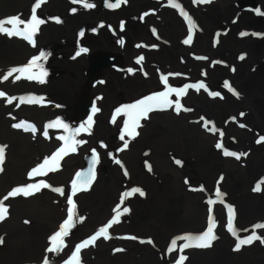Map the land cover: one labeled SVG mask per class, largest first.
<instances>
[{
	"label": "bare ground",
	"instance_id": "bare-ground-1",
	"mask_svg": "<svg viewBox=\"0 0 264 264\" xmlns=\"http://www.w3.org/2000/svg\"><path fill=\"white\" fill-rule=\"evenodd\" d=\"M87 2L95 6L89 9L81 4L84 12L65 23L46 31L39 27L35 46L18 35L0 33V92L8 91L0 97V146L5 147V162L0 163V200L9 207L8 219L0 222V262L74 264L76 259L70 257L69 251L59 255L60 248L48 251L53 246L48 240L59 229L53 224L67 218L66 209L58 210L56 200L40 190L7 200L4 197L14 188L40 186L46 179L68 182L67 175L73 173L70 170L85 165L82 154L77 156L75 152L95 149L98 162L88 167L94 179L86 185L88 191L77 192L75 217H83L78 231L88 226L86 221H94L97 224L88 229L96 233L116 215L118 205L120 211L124 207L129 211L109 228V239L98 238L88 254L86 247L81 250L78 264H176L181 255L187 257L183 264H264V243L260 240L234 250L237 237L244 239L252 235L256 224H264V141L257 143L264 137V15H257V9L264 13V0H209L203 5L194 0H173L182 9L187 6L194 22L188 44L184 43L189 35L188 22L169 0H126L117 13L109 16L110 24L120 21L119 25H124L114 42L107 36L86 33L74 41L86 48L83 41L92 38L93 50L108 46L107 50L118 51L120 63L131 57L133 49L134 55L151 61L131 67L129 63L127 68L105 60L107 50L105 54L94 50L76 56L78 50L72 48L73 52L66 53L72 46L65 40L67 35L74 34L75 27L87 25L94 15L106 12L105 0ZM35 3L36 0H0V20H7L8 15L30 19L27 15H32ZM64 5L63 0H45L37 16L56 10L48 14L49 18L60 19L68 14ZM80 21L86 24L75 25ZM107 24L103 18L98 26L106 29ZM122 38L127 40L122 50L115 48ZM129 40L138 43L130 49ZM144 42L154 46L140 44ZM41 51L47 54V59L39 62L47 72L45 77L27 78L38 73V69H32L20 80L15 79L20 73L3 79L16 65L26 66ZM196 62L208 69L205 71L209 78L204 72L191 70ZM40 78L45 82L40 83ZM225 82L238 95L225 87ZM201 83L206 88L187 87L179 97L175 91L169 92ZM165 92L171 105L154 104L147 118L138 110L126 108ZM28 97L42 98V102H20V98ZM11 98L19 103L15 99L8 103ZM177 99L182 106L179 112ZM94 103L99 111L91 114V129L73 138V130L87 121ZM24 118L34 120L38 131L25 134V130L12 126L30 121ZM57 119L68 129L48 128L45 136L46 125ZM122 132L127 148L120 138ZM68 136L70 141L84 143L75 145L76 162L67 168ZM218 143L221 148L216 147ZM61 148L67 154L62 155L64 159L60 158L58 165L50 162L42 170L45 174L29 177L33 168ZM226 151L240 158L225 155ZM29 165L32 167L28 169ZM257 184L261 190L253 191ZM134 188L141 189L144 195L125 196L121 204V197ZM217 189L222 196L217 197ZM209 200L215 203L210 205ZM210 207L217 238L211 247H189L181 253L179 246L185 241L177 238L206 231ZM230 215L237 236L228 230ZM75 217L73 226L78 220ZM255 231L264 238V228ZM173 239H177V248L169 252Z\"/></svg>",
	"mask_w": 264,
	"mask_h": 264
},
{
	"label": "snow or ice",
	"instance_id": "snow-or-ice-1",
	"mask_svg": "<svg viewBox=\"0 0 264 264\" xmlns=\"http://www.w3.org/2000/svg\"><path fill=\"white\" fill-rule=\"evenodd\" d=\"M45 2V0H36V3L34 4L33 8H32V15L30 20H28L27 22L21 20L19 17H11L7 20H0V33H5L9 36H14V35H18L21 38L27 40L29 43L33 44V46H35V35L36 33L39 31V27L40 25H42L45 21L40 19L37 16V9L41 7V5ZM126 0H115V3H110L109 0H105V6L110 8V9H116L118 7H120V5L122 3H125ZM194 2L197 3H208L209 0H194ZM73 3H82L83 6L85 8H93L95 5L92 3L87 2V0H73ZM169 4L177 9H180L181 15L184 16L185 20L188 22L189 25V35L188 38L184 40L185 44H188L191 42L192 40V31L195 27L194 22L191 20V18L189 17L187 12H184L183 9L181 8V6L178 3H174L173 0H169ZM73 12H75V9H73ZM257 14H262L264 15V13H261L259 9H257ZM57 23H59V19L57 18L56 20ZM6 25H10L11 27H6ZM21 25H23V27H21ZM123 23H121V29L123 30ZM81 36L83 35V32H81L80 34ZM241 35H246V33H241ZM119 43H121V45H123L124 41L121 39L119 41ZM139 47V45H138ZM87 49L81 47L79 49V51L76 53V56H79L81 53L86 52ZM47 59V54L43 51H41L39 53L38 56L33 57L26 66L24 67H20V68H12L10 71H8L7 75H5L3 77L4 80H8L9 77H11L14 73H20V75H17L15 77L16 80H20L22 75L26 72L31 71L32 69H38V73H35L34 76H29L27 78L32 79L36 76L38 77H45L47 75V72L44 70L43 65L41 63H39L42 60H46ZM241 59H243V57H241ZM143 60V57H139L137 59V63L139 64L141 61ZM129 72H132V69L128 70ZM163 80H166V77H162ZM40 83H44V79L40 78L39 79ZM187 87H195L197 89H201V88H206V86L201 83L198 85H188L185 86V88L176 90V89H169V92L175 91L177 93V96H182L185 93V90ZM225 87H228L229 90L233 91V94L238 95V93H236L233 89H231V86L225 82ZM5 95V93L0 92V97H3ZM213 95H218V93H213ZM15 98H11L8 100V103H12V100ZM20 102L24 103V102H28V103H37V102H42V98H40L39 100L36 97H28L27 99L25 98H20ZM171 101L168 100V93H159L155 96H149L143 100H140L138 102H136L135 104L132 105H128L126 106L127 109H133V110H138L140 115L146 116L148 112L153 110V105L155 104L156 106H170L171 105ZM176 105V110L179 112L181 109V104L179 99L176 100L175 102ZM99 111V109L96 107L95 103L93 104L92 107V112L93 114L95 112ZM121 111L120 109H117V112ZM243 115V114H241ZM92 122H93V116L89 115L87 121L84 124H81L79 128L74 129L72 132V136L73 138L75 137L76 134H78L80 131H89L92 127ZM135 126H138V123L136 121L133 122ZM14 128L20 129L23 128L25 131L28 130H32L33 132H35V128L33 125L31 124H27L24 121H21L19 123L13 124L12 125ZM56 126H61L65 129H68V125L63 124L62 121H60L59 119L52 121L51 123H49L48 125H46L45 128V132L44 135L47 136V129L48 128H52V127H56ZM243 126V125H242ZM127 127V125H126ZM121 140L124 141V147L127 148L128 145V141L125 140V135L124 132H122L121 134ZM61 139H67L64 137H61ZM261 141H264V137H261L260 140L257 141V143H260ZM84 143V141H80V140H74L73 139V144L71 146V150L75 151V145L76 144H82ZM217 148H221L222 145L221 144H217L216 145ZM4 153H5V148L3 146H0V163L3 162L4 159ZM66 150L65 148H61L59 149L56 153H54L51 157L49 158H45L44 162L39 164L36 168H33L29 173V177H32L33 174H45L43 173V169L49 165V163L51 162L53 165H58V161L60 158H62V155H65ZM225 155L228 156H232L235 155L237 159H239L240 157L232 152H225ZM98 162V155L95 149H92V156H91V164L94 167L95 164ZM116 163H120L119 160L116 161ZM177 163L179 164L180 161H177ZM54 170V169H51ZM84 173L82 172H77L76 173V178L77 179H73L72 181V194L68 195L67 197V202H68V216L67 218L60 224L59 226V230L57 232H55V234L53 236L50 237V242L52 243V247H50L48 249L49 252H53V251H58L59 248L62 246L63 244V238L69 235V230L71 229V227L73 226V222H74V217H75V203L73 200V196L75 195V192L77 190V181L79 178L84 177ZM125 175H127V173H125ZM91 179H94V172H92V169H89V176L80 180L81 184H90L91 183ZM264 183V182H262ZM40 186L42 187H48V185L46 183H44L43 181L40 182ZM40 186L37 185H28L26 188L25 187H17L12 189L7 196L4 197V200H7L9 197H14L16 195H19L21 193H23L24 195H31L33 194V191H39L40 190ZM261 190V185L257 184L253 191H260ZM53 191L59 192L61 194H63V189L61 188H54ZM133 193H139L141 196L144 195L143 191L139 188H134L131 190V192L125 193L122 197H121V204H123L124 201V197L125 196H131ZM216 195L217 197L222 196V193H220L219 189H217L216 191ZM222 202V201H221ZM215 203V201L209 200V204H213ZM120 206H117V210H116V215H114L112 217V219L103 227H101L94 235H92L89 239L84 240L82 243L77 244L75 251L73 252V257L76 258L74 264H78V256L80 251L85 248L88 247L92 244H94V242L100 238L103 237L104 239H109L110 236L108 234V230L109 228L112 227L113 224L118 223L119 222V217L121 215H123L124 213H127L129 211V209L127 207H124L122 211L119 210ZM7 207L4 205V201L0 200V220L5 219L6 215H7ZM230 213H233L234 215V210H232L231 208L229 209ZM212 209L211 207L209 208V226L207 228L206 231H204L202 234L197 235V236H192V235H185V236H181L178 237L177 239L183 240L185 241V243L181 244L179 246V251L182 253L184 251V249L189 248V247H199V248H207V247H211L212 242L217 238L216 235L214 234V224L212 222L213 218H212ZM233 215L229 216V220H228V230L232 233L233 236H237L236 230L233 227ZM76 219L82 221L83 217H75ZM264 228V224H256L254 226V230L252 232V235L244 238V239H240L239 237H237V243L235 245L234 250L238 251L240 250V248L243 245H248L251 244L254 240H260L261 243H264V238L260 237L259 235H257L255 229H261ZM130 239H135V237H128ZM177 239H173L171 241V244L168 248L169 252H172L174 250H176L177 248ZM148 243H151V241L149 240ZM116 251H121V249H116ZM187 257L181 255L179 257V259L176 261V264H183V261L186 260ZM45 264H48L47 261H45Z\"/></svg>",
	"mask_w": 264,
	"mask_h": 264
},
{
	"label": "rangeland",
	"instance_id": "rangeland-1",
	"mask_svg": "<svg viewBox=\"0 0 264 264\" xmlns=\"http://www.w3.org/2000/svg\"><path fill=\"white\" fill-rule=\"evenodd\" d=\"M49 1H51V0H49ZM63 2L66 4V6L64 5L63 7V9H66L67 10V12H68V14L67 15H64L62 18H60L59 19V23H57L56 22V20H51L50 18H49V13H54V12H47V13H45V14H43V15H40L39 16V18L40 19H42V20H44L45 22L42 24V25H40V27H42L43 29H52L54 26H58L59 24H61V23H65V21L66 20H68V19H71V17L73 16V15H75V14H79V13H82V11H83V9H82V6H81V4L82 3H73V0H63ZM67 4H69V5H67ZM202 5H203V3H202ZM67 6H68V8H67ZM66 7V8H65ZM186 7V9H187V6H185ZM73 9H75V12H73ZM186 9H183V11L184 12H187L188 13V9L186 10ZM119 11V9L118 8H116V9H110V8H106V12H105V14H103V13H100V15L97 17L96 15H94L93 16V18L91 19V20H87L86 21V23H87V25L86 26H84V27H75L73 30H74V34H73V32H72V34H68L67 35V38L65 39V40H69V42L71 43L72 42V48L73 49H75V50H78L79 51V48L77 47V43L79 42V41H74V39H75V37L76 36H79L80 34H81V32H83V34L84 33H86L87 35H89V36H107V38L108 39H110V40H113V42H114V40H115V37H116V35L120 32V30H121V25H119V22L118 23H115V24H110L111 22H110V18H109V16L110 15H112V14H114V13H117ZM101 12V11H100ZM178 14H181L180 13V11H178ZM257 15H262V14H257ZM15 15H8V17H7V19H9V18H11V17H14ZM18 16V15H17ZM28 17H31V15L29 16V15H27ZM16 17V16H15ZM19 17V16H18ZM20 18V17H19ZM103 18H105V20L107 21V27H106V29H102V28H100L99 26H98V23L100 22V21H102L103 20ZM21 20H23V21H25V22H27L28 20H30V19H28V18H20ZM5 20V19H4ZM81 21H83V20H81ZM78 22V23H76L75 25H77V24H79V23H81V24H83L82 22ZM85 23V24H86ZM143 24V23H142ZM64 25V24H63ZM143 26V25H142ZM21 27H23V25H21ZM144 27V26H143ZM60 33H63V31H61ZM64 34V33H63ZM105 34V35H104ZM66 35V34H65ZM70 40H72V41H70ZM91 40H92V38L91 39H88L86 42L87 43H89L90 45H91ZM121 40V39H120ZM119 40V41H120ZM122 40L124 41V43H126V39L125 38H122ZM119 41L116 43V47L115 48H118V49H120V50H122L120 47H121V43H119ZM64 42V41H63ZM138 42H133V41H128V44L130 45V49L131 48H133V44L134 45H136ZM141 45H144L145 47H153L154 46V44H149V43H140ZM85 46V45H84ZM94 48V50L95 51H100V50H103L104 52H102V53H104L105 54V52H107L108 51V56L107 57H105L104 59L105 60H107V61H114V62H117V59H118V61L120 60L118 57H117V53H118V51H116V53H113V52H111L110 50H107V48H108V46H105V47H100V48H95V47H93ZM71 49V48H70ZM86 49H87V52L86 53H89V52H94V50L92 49V47H88V46H86ZM105 50H107V51H105ZM117 50V49H116ZM135 49H133L132 50V54H130V56L131 57H128L127 59H125V60H123L121 63L120 62H117V64H121L122 66H124V67H126L127 68V66L126 65H128L129 63V66L131 67V66H133L135 63L136 64H138L137 63V59L139 58V57H141V55H134L135 54ZM193 56H195V55H193ZM148 57H150V59L152 58L151 56H148ZM147 57V58H148ZM104 61V60H103ZM180 61H182V62H185V60H183V59H181ZM139 64H151V61L150 60H142ZM162 65H163V67H165V66H167L166 65V63H161ZM128 66V67H129ZM129 67V68H130ZM192 67V71L195 73V72H197L198 74L199 73H205L208 77L207 78H209V72H207V71H205V70H208V69H204V67H202V65H201V63L200 62H196L193 66H191ZM15 68H20L19 67V65H16L15 66ZM35 72V71H34ZM221 84H224V83H221ZM6 93H8V91H6L5 90V94ZM26 99V98H25ZM15 103H19L16 99H15ZM15 107L16 108H20V105H15ZM19 117H23L21 114H19ZM24 120H30V121H28L27 122V124H31V125H33L34 126V128H35V132H37L38 131V124L34 121V120H32V119H30V118H24ZM16 124V123H15ZM234 124V123H233ZM17 129V128H16ZM23 131H24V129L23 128H21ZM18 131L20 130V129H17ZM207 131H209V129H207ZM216 131H217V128H216ZM29 133H33V131L32 130H28V131H26L25 132V134H29ZM20 134H24V133H20ZM232 134H237V132L235 131V130H232ZM86 145V144H85ZM4 147V146H3ZM5 148V147H4ZM68 156L66 157V160H65V162L67 163V165H66V167L68 168V166L71 164V163H73V162H76V158H74L75 157V155H74V151H72L71 150V148H69L68 149ZM75 153H77V156L79 155V154H82V162H84V164L85 165H83L82 167H78V169L77 170H70V172L69 173H72V174H70V175H67V180H68V182L67 181H62V182H60V183H57V181L58 180H56V181H51V180H48V179H46V181H44V183H46L47 185H48V187H42V186H40V191H45V192H47L49 195H50V197H53V199H55L56 200V203L55 204H57L58 203V210H59V208L61 209V210H67L68 211V207H69V205H68V202H67V197H68V195H70V194H72V191H73V189H72V181H73V179H77L76 178V173L77 172H82V173H84L85 175H84V177H81V178H79L78 179V181H77V190H76V192H75V195L73 196V200H74V203H76V201H77V199H78V195H77V192H78V194L80 193V192H86V191H88V189L86 188V185L85 184H81L80 183V180H82V179H84V178H86V177H88L89 176V173H88V167H92V164H91V156H92V150H86L85 152H75ZM76 156V157H77ZM62 159H64V158H62ZM18 161H20V160H18ZM3 162H5V153H4V159H3ZM34 162V161H33ZM30 167H32V165H29L28 166V169L30 168ZM1 168V167H0ZM1 170V169H0ZM66 172H67V170H66ZM56 183V186H54V185H52V183ZM54 188H61V189H63V194H61V193H59V192H56V191H53V189ZM33 193H35V191H33ZM5 205V204H4ZM60 206V207H59ZM7 207V206H6ZM8 208L9 207H7V210H8ZM8 219V215H6V217H5V219H3V220H0V222L2 223V222H6V220ZM87 218H85V220H86ZM82 221H80V220H77L76 221V223L74 224V226H72L71 227V231L69 232V235L68 236H66V237H64L63 238V244H62V246L60 247V251H59V253H58V255L60 254V253H62V252H65V251H69V254H70V257L71 258H73V259H76L75 257H73V252L75 251V248H76V245L77 244H80V243H82L84 240H86V239H89L92 235H94L95 234V232L93 231L92 233L90 232V229H88V228H90V226H94L95 224H97L96 222H94V221H86V224H88V226L86 227V225H85V227L88 229L87 231H86V228L82 231V232H80V231H78L79 229H80V223H81ZM61 224V223H60ZM60 224H57V223H55V224H53L54 226H60ZM95 227H98V226H95ZM92 228V227H91ZM99 228V227H98ZM57 230H59V229H57ZM57 230L56 231H54V232H57ZM78 232H80V233H78ZM3 235H4V240L5 241H8L9 240V238H7L6 237V233H3ZM103 238V237H102ZM49 242H50V238H49V240H48ZM51 246H52V243H51ZM94 249V247L92 246V245H90V246H88V247H86V254H88L90 251H92ZM81 254V251H80V253H79V255ZM79 257V256H78ZM37 263H40V262H37ZM0 264H4V262H0Z\"/></svg>",
	"mask_w": 264,
	"mask_h": 264
},
{
	"label": "water",
	"instance_id": "water-1",
	"mask_svg": "<svg viewBox=\"0 0 264 264\" xmlns=\"http://www.w3.org/2000/svg\"><path fill=\"white\" fill-rule=\"evenodd\" d=\"M109 2H110V3H113L112 1H109ZM67 5H69V4H67ZM105 8H108V7L105 6ZM179 10H180V9H179ZM186 10H187V9H186ZM83 12H84V11H83ZM83 12H82V13H83ZM180 13H181V12H180ZM83 24H85V23H83ZM84 26H86V25H84ZM84 26H82V27H84ZM39 30H40V29H39ZM41 31H46V29H43V28H42ZM83 43H84L85 46L91 47V45H90L89 43H87L86 41H83ZM77 47L80 49L79 46H77ZM68 52H73V51H72V47H71V49H69L68 51H66V53H68ZM90 111H91V112H89V115L93 114V112H92V108H90ZM145 117H146V116H145ZM146 118H147V117H146ZM70 140H71V136H68V141H69V146H70L69 148H71V146H72V144H73V141H70ZM66 253H68V252H66ZM80 256H81V254L79 255V257H80ZM79 257H78V258H79Z\"/></svg>",
	"mask_w": 264,
	"mask_h": 264
}]
</instances>
